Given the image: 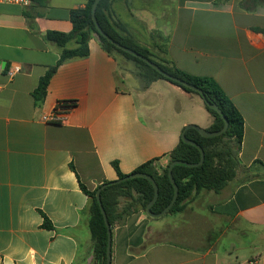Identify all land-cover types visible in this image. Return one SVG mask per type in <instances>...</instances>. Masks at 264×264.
<instances>
[{
	"label": "crops",
	"instance_id": "1",
	"mask_svg": "<svg viewBox=\"0 0 264 264\" xmlns=\"http://www.w3.org/2000/svg\"><path fill=\"white\" fill-rule=\"evenodd\" d=\"M88 1L0 2V264H96L81 185L117 180L114 163L130 174L157 159L161 171L187 125L213 123L198 94L163 79L142 89L95 33L89 55L60 64L36 101L61 53L47 32L70 33L71 11ZM111 17L153 58L215 79L244 118L241 166L220 192L161 217L121 201L112 264H264V0H111ZM60 101L76 105L44 121Z\"/></svg>",
	"mask_w": 264,
	"mask_h": 264
},
{
	"label": "trees",
	"instance_id": "2",
	"mask_svg": "<svg viewBox=\"0 0 264 264\" xmlns=\"http://www.w3.org/2000/svg\"><path fill=\"white\" fill-rule=\"evenodd\" d=\"M34 3L45 5L47 0H31ZM95 0H89L84 8L72 10L70 14L73 23V30L70 33L48 31L46 38L56 43L61 48L60 58L57 64L51 67L46 74L41 77L38 87L33 92L36 101H42L47 93L48 85L57 67L71 59L84 58L89 55V41L92 34H97L102 48L109 54H118L134 62L136 70L134 77L139 81L142 89H146L152 82L163 79L174 83L187 92L197 93L189 87L171 79L166 78L144 60L132 55L114 45L111 41L102 36L94 23L92 17V6ZM96 18L101 28L114 41L123 46L129 47L140 55L150 59L159 65L168 74L183 80L202 90V98L206 99L205 107L213 117L209 131H219L224 127L225 117L228 121V128L222 135L213 137H203L195 128H190L186 132V137L197 143L205 153L204 162L195 167L186 165H175L173 167V177L179 188V195L170 209L169 213L181 211L186 202L195 194L201 191L220 192L236 176V172L241 166L239 153L244 137V118L237 109L233 101L228 97L219 83L210 77L191 75L177 68L168 60L157 61L153 59L151 50L129 35L124 34L126 28L118 22H113L111 17V0H101L96 9ZM74 42L76 46L69 48L68 45ZM216 105L220 112L211 108ZM201 160V152L198 147L187 144L183 140L170 153V162L161 171L155 166L157 159H152L136 168L132 173H145L154 178L158 185L159 196L152 206V212H161L172 200L174 196V186L169 177V165L172 161H185L188 163H198ZM114 167L118 174V179H122L128 174H123L117 163ZM131 174V173H130ZM108 186L101 191L102 205L107 213L108 220L112 227L113 214L116 212L121 198L132 196V191L138 197L136 202L129 207L140 204L145 211L147 204L153 199L154 187L152 183L143 177L129 179L119 183L107 181ZM83 191L91 198L90 221L94 260L96 264H107V228L100 205L96 198L97 189L90 191L85 185H81ZM44 226L51 228L52 224L46 218Z\"/></svg>",
	"mask_w": 264,
	"mask_h": 264
},
{
	"label": "water",
	"instance_id": "3",
	"mask_svg": "<svg viewBox=\"0 0 264 264\" xmlns=\"http://www.w3.org/2000/svg\"><path fill=\"white\" fill-rule=\"evenodd\" d=\"M100 1L101 0H95L94 1L93 6H92V17H93L94 23L96 24L98 32L102 36H104L106 39L111 41L118 48H120V49H122V50H124V51H126V52H128V53H130L132 55H135V56L139 57L140 59L144 60L147 64H149L152 68H154L157 72H159L160 74H162L166 78L171 79L173 81H177V82L189 87L190 89L196 91L200 95H202V90L200 88L195 87V86H193V85H191V84H189V83H187V82H185L183 80H180V79L168 74L159 65H157L156 63H154L150 59L140 55L139 53H137L133 49H131L129 47H126V46H123L120 43L114 41L106 32H104V30L101 28V26L99 25L98 20L96 18V9H97V6H98ZM202 99L204 100V102H206L205 98H202ZM210 107L215 109L219 113H221L219 108L216 105H210ZM223 120H224V127L221 130H219V131H209L207 129L200 128V127H198L196 125H187L184 128V130L182 131V134H181L182 140L185 143H187V144H191V145H194V146L198 147V149L201 152V160L198 163H188V162H185V161H172L170 163V165H169V177H170L171 182H172V184L174 186V196H173L171 202L161 212H159V213L152 212V206L156 203V201L158 199V196H159L158 185H157L156 181L154 180V178L152 176H150L148 174H145V173H131V174L126 175L122 179H117V180L111 181V182L114 184V183H119V182H123V181L129 180V179L138 178V177H143V178L148 179L152 183V185L154 187V196H153V199L146 206L147 214L149 216H151V217H161V216L169 213L170 209L174 206V204H175V202H176V200L178 198V195H179V188H178V186H177V184L175 182V179L173 177V167L175 165H178V164L179 165H186V166L195 167V166L201 165L204 162V159H205L204 150L197 143H195L193 140H190V139H188L186 137L187 130L190 129V128H195L199 132V134L201 136H203V137H213V136L222 135V134H224L226 132V130L228 128L227 119L225 117H223ZM107 186H108V183H104L100 187H98L97 192H96V198H97V201H98V203L100 205V208H101V211H102V214H103V217H104L105 225H106V228H107V235H108V238H107V264H112V262H111V260H112V256H111L112 227L110 225L107 213H106V211H105V209H104V207L102 205V200H101V191L104 188H106Z\"/></svg>",
	"mask_w": 264,
	"mask_h": 264
},
{
	"label": "built area",
	"instance_id": "4",
	"mask_svg": "<svg viewBox=\"0 0 264 264\" xmlns=\"http://www.w3.org/2000/svg\"><path fill=\"white\" fill-rule=\"evenodd\" d=\"M0 2L4 3H22V4H29L30 0H0ZM20 68L15 67L10 69L9 74L14 75L15 73L19 72ZM76 105V101H60L58 102L53 111L49 115L43 116L44 121L50 122H62L65 119V114L72 109ZM248 264H255L254 260L248 261Z\"/></svg>",
	"mask_w": 264,
	"mask_h": 264
},
{
	"label": "rangeland",
	"instance_id": "5",
	"mask_svg": "<svg viewBox=\"0 0 264 264\" xmlns=\"http://www.w3.org/2000/svg\"><path fill=\"white\" fill-rule=\"evenodd\" d=\"M156 56H155V58H153V59H155V60H157V61H159L160 60V55H159V53H156L155 54ZM123 57V56H122ZM123 59H124V61H125V69L128 71V72H130V73H134V71L136 70V66H135V64H134V62H132V61H130V60H128V59H126V58H124L123 57ZM133 76H134V74H133ZM135 78V77H134ZM135 80L136 81H138L136 78H135ZM138 83H139V81H138ZM132 196H130V197H127V198H125V197H123V198H121V200H120V203H121V201L122 200H126V203L128 204V205H133V204H135V202H136V198L138 197V195H137V193L136 192H134V191H132Z\"/></svg>",
	"mask_w": 264,
	"mask_h": 264
}]
</instances>
